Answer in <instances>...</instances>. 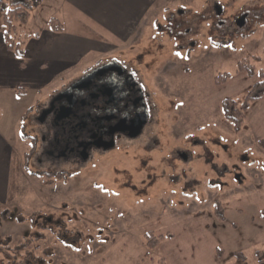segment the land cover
I'll list each match as a JSON object with an SVG mask.
<instances>
[{"label":"rangeland","instance_id":"rangeland-1","mask_svg":"<svg viewBox=\"0 0 264 264\" xmlns=\"http://www.w3.org/2000/svg\"><path fill=\"white\" fill-rule=\"evenodd\" d=\"M51 18L63 26L62 35L68 37L66 48L71 38L78 36L87 38L94 48L40 93L0 101V122L8 126L10 132L6 133L14 146L9 186L12 201L5 209L24 219L18 224L12 220L13 215L6 220L0 218L1 225L6 222L0 233L11 239L7 260L23 261L29 252L27 262L20 264H264V146L259 142L264 139V98L248 103L238 131L222 111L225 99L241 105L261 80L264 0H157L140 42L104 52L97 51L99 44L108 48L113 38L83 21L65 0H42L30 12L26 24H16L17 30L27 39L37 33L41 36L49 30ZM240 18L243 22L238 24ZM47 53L46 48L39 51L42 59ZM138 53L142 54L139 61L152 62L155 72L166 68L161 75L167 82L165 94L161 91L163 102L180 106L175 113L177 138L171 142L195 132L212 134L219 147L225 146L232 153L229 156L218 146L204 144L214 156L212 163L218 170L238 163L244 177L241 186L227 175L217 178L229 183L228 187L220 190L216 185L209 186L207 181L216 177L210 162L205 163L202 157L186 163L171 159L168 166L157 164L155 174L166 167V176L181 177L193 184L186 187V193L181 192L179 180L176 185L172 180L164 186L155 185V192L164 187L170 193L165 197L160 192L152 199L155 206L145 210L127 190L115 195L121 188L114 184H107L108 190L99 194L103 171L100 182L83 177L56 182L45 174H29L52 168L32 158L26 160L23 152H29L31 143L17 140L20 136L16 131L20 129L22 137L23 133L36 136L35 117L54 92L82 79L92 67L109 60H135ZM240 64L251 65L253 75L240 70ZM141 76L154 91L149 80L152 74L146 70ZM237 153L251 161H236ZM110 157L114 164L116 156ZM191 187L194 193L188 195ZM40 216L58 217L63 227H46ZM117 216L122 218L112 221ZM148 232L152 236L145 237Z\"/></svg>","mask_w":264,"mask_h":264},{"label":"flooded vegetation","instance_id":"flooded-vegetation-1","mask_svg":"<svg viewBox=\"0 0 264 264\" xmlns=\"http://www.w3.org/2000/svg\"><path fill=\"white\" fill-rule=\"evenodd\" d=\"M239 20L243 22L242 18ZM141 58L142 54L138 53L135 60L106 61L90 68L87 75L66 89L54 92L35 117L37 139L36 136L29 137L35 140L30 159L38 164L48 163L52 169L41 172L49 175L48 180L56 182H67L74 177L99 181L103 171L100 178L103 186L99 194L108 190L107 184H114L121 188L115 195L127 190L141 201L145 210L155 206L152 199L160 192L165 197L170 193L164 187L155 192V185L162 183L164 186L170 180L176 185L175 182L179 180L177 183L182 184L181 192L186 193V187L191 182L193 184V181L188 183L181 177L166 176V167L155 174L156 167L168 166L171 159L186 163L191 158L202 157L205 163L210 162L216 178L218 175H227L238 185L242 184L243 170L238 163L222 166L221 170L212 163L214 156L204 147V144L219 147L212 134L205 132L202 134L205 138L202 139V135L195 132L185 137L181 135L178 142H171L177 138L174 135L177 121L175 113L180 110V106L163 102L167 82L161 75L166 68L160 67L155 72L152 62H141ZM146 70L152 74L149 80L156 91L150 90L142 79L141 75ZM219 148L232 155L225 146ZM112 155L116 156L114 164L110 157ZM235 160L251 161L241 153L235 154ZM215 179L211 178L207 184L212 187L216 185L220 190L230 185ZM193 193L191 187L187 194ZM115 205L116 202L113 203L116 209L118 205ZM138 206L141 204L138 203ZM40 217L46 227L48 224L63 227L58 217ZM118 218L122 217L117 216L112 221H118ZM148 235L152 236L148 232L145 237Z\"/></svg>","mask_w":264,"mask_h":264},{"label":"crops","instance_id":"crops-1","mask_svg":"<svg viewBox=\"0 0 264 264\" xmlns=\"http://www.w3.org/2000/svg\"><path fill=\"white\" fill-rule=\"evenodd\" d=\"M157 0H65L66 6L74 12H78L83 21L93 25L106 36H111L114 43L100 45L97 51L104 52L109 49L121 46L132 47L140 42L142 31L146 24L147 17L151 13ZM1 21V17H0ZM140 32L136 42L131 39ZM108 36V37H109ZM61 32H53L50 29L41 36L37 33L32 38L26 39L23 57H18L6 46L3 35L2 21L0 23V101L10 102L11 97L17 100L25 99L30 93H40L43 88L50 85L53 80L62 78V72L70 68L76 61L88 54L94 47L88 44L85 37H73L67 45V39ZM135 41V40H134ZM74 43L81 46L75 47ZM120 45V46H119ZM97 46V44H94ZM48 49L49 53L42 59L39 51ZM16 95V96H13ZM42 108V107H41ZM1 121V116H0ZM0 122V125L3 126ZM0 126V218L8 219L13 213L10 209H5L11 204L10 178L12 162L14 158V146L10 141L8 126ZM8 132V133H6ZM17 140H31L22 137L20 129ZM28 151L23 152L26 157ZM15 214V213H14ZM19 217H14L13 221H18ZM0 223V232L3 228ZM8 237L7 234L0 233V239Z\"/></svg>","mask_w":264,"mask_h":264},{"label":"trees","instance_id":"trees-1","mask_svg":"<svg viewBox=\"0 0 264 264\" xmlns=\"http://www.w3.org/2000/svg\"><path fill=\"white\" fill-rule=\"evenodd\" d=\"M42 0H0V15L3 25V35L6 42V46L12 52H14L18 57H23L24 45L26 42V36H22L18 30L16 24H26L30 12L39 6ZM48 27L53 32H61L63 30L62 24L56 18H51L48 21ZM240 70L246 72L248 75H253L254 69L251 65L240 64ZM261 80L256 82L253 87L247 93L244 102L238 105L237 102L231 99H225L222 102L223 115L234 127L235 130H239L242 122L245 118L246 107L249 102L258 101L264 98V71L259 72ZM24 138H28L27 135L23 134ZM260 146H264V139L260 140ZM35 148V140H31V148L27 154V159L32 155ZM26 170L28 171L27 167ZM30 175L42 176L44 172H34L30 171ZM47 175V174H45ZM49 178V175H47ZM216 204V212L220 214V210ZM18 221H24V219H19ZM6 243H3V241ZM11 244V239L5 237L0 239V254L3 256V262L0 264H20L23 261L27 262L29 252L26 253L24 260L21 259L17 261H8L6 255L8 254L9 247ZM262 264V262H260Z\"/></svg>","mask_w":264,"mask_h":264},{"label":"water","instance_id":"water-1","mask_svg":"<svg viewBox=\"0 0 264 264\" xmlns=\"http://www.w3.org/2000/svg\"><path fill=\"white\" fill-rule=\"evenodd\" d=\"M242 23V20H239L238 24H241Z\"/></svg>","mask_w":264,"mask_h":264},{"label":"snow or ice","instance_id":"snow-or-ice-1","mask_svg":"<svg viewBox=\"0 0 264 264\" xmlns=\"http://www.w3.org/2000/svg\"><path fill=\"white\" fill-rule=\"evenodd\" d=\"M177 55H180V53H177Z\"/></svg>","mask_w":264,"mask_h":264}]
</instances>
